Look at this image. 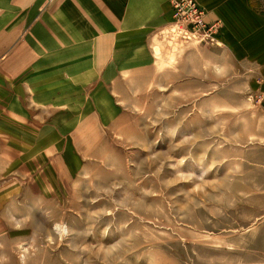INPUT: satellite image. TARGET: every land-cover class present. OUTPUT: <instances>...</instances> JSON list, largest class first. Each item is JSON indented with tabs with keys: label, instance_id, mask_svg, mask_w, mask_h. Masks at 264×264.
Segmentation results:
<instances>
[{
	"label": "rangeland",
	"instance_id": "rangeland-1",
	"mask_svg": "<svg viewBox=\"0 0 264 264\" xmlns=\"http://www.w3.org/2000/svg\"><path fill=\"white\" fill-rule=\"evenodd\" d=\"M169 3L102 73L62 13L28 81L40 0H0V264H264V96Z\"/></svg>",
	"mask_w": 264,
	"mask_h": 264
},
{
	"label": "crops",
	"instance_id": "crops-1",
	"mask_svg": "<svg viewBox=\"0 0 264 264\" xmlns=\"http://www.w3.org/2000/svg\"><path fill=\"white\" fill-rule=\"evenodd\" d=\"M73 8H68L69 0H64L65 8L57 7V0L48 3V0H40L38 15L33 24L34 33L37 36L32 40V49L26 53L30 55L24 64L31 65V72L38 69V75L27 76L29 80L42 79L44 73L57 67V43L60 47L70 46L68 39L59 36L57 18L62 13L64 16L73 15L71 23L72 33L85 34L92 43H75L73 46L88 47L87 54L94 55L92 61L83 60L81 63L96 66V72H104L106 62L105 48H127L123 41L128 38L137 39V33H153L164 29L172 21V8L169 0H71ZM205 9L204 20L208 23H216L219 30L215 36L217 46L223 49L226 61L239 63L255 72L254 88L264 96V10H258L251 0H197ZM24 5H22V9ZM44 17L43 22L41 18ZM81 17V18H79ZM82 17H85L82 19ZM68 20H65L66 25ZM64 32V31H63ZM96 37V38H94ZM143 38V37H142ZM110 39L112 43H107ZM22 40H19L20 43ZM25 43V41H23ZM224 47V48H223ZM63 57V56H62ZM64 58H67L64 56ZM114 62L122 68L120 57L114 55ZM60 64H68L62 62ZM49 71L46 72L44 67ZM101 70L99 71V67ZM29 67V66H28ZM42 72V73H41ZM56 73V72H55ZM54 73V74H55ZM25 77H23V80ZM264 100V98H263ZM264 110V102H263ZM71 106L68 107L70 109ZM81 120V119H80Z\"/></svg>",
	"mask_w": 264,
	"mask_h": 264
},
{
	"label": "built area",
	"instance_id": "built-area-1",
	"mask_svg": "<svg viewBox=\"0 0 264 264\" xmlns=\"http://www.w3.org/2000/svg\"><path fill=\"white\" fill-rule=\"evenodd\" d=\"M184 5H191L189 8L187 7L186 10H176V14L178 15V19H182L183 21L191 20L192 29L201 34V33H208V39L212 40L214 37L210 33L217 32L218 25L216 23L208 24L204 21V12L201 7L197 6L193 0H182ZM178 4V3H177ZM179 5V4H178ZM179 26V25H178ZM212 33V34H213Z\"/></svg>",
	"mask_w": 264,
	"mask_h": 264
}]
</instances>
